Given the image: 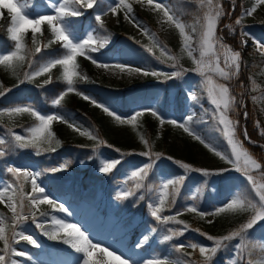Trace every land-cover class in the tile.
Returning <instances> with one entry per match:
<instances>
[{
	"label": "snow or ice",
	"instance_id": "obj_1",
	"mask_svg": "<svg viewBox=\"0 0 264 264\" xmlns=\"http://www.w3.org/2000/svg\"><path fill=\"white\" fill-rule=\"evenodd\" d=\"M98 0H47L46 8L48 10L30 15L29 0H0V9H7L9 23L5 26L7 39L11 43L9 50L0 52V66L10 70L14 75L17 69H22L27 64V71L23 73V79L16 76L18 85L25 82H32L36 78L46 77L37 87L43 89L45 86L54 82L52 75L53 70L59 68L62 70L55 78L56 81L62 82L66 87L62 89L51 101L52 106L61 107L62 101L69 93H75L83 100L91 103L96 108L101 109L108 117L112 118L120 125L128 124L133 129H136L139 124V119L146 113H150L155 117L161 126L165 123L183 129V131L199 141L210 153H213L225 164L230 167L222 169H208L193 167L188 163H183L179 160H174L172 157H165L163 153L153 151V146L144 135L139 134V140L144 147V151L139 153H121L120 149H115L121 156L138 154L147 158L148 163L144 166L132 170L127 176L124 183H131L130 187H126L121 191L117 199L127 200L137 195L138 192L147 189L153 192L152 183L149 181L150 175L158 161L163 159L172 160L181 169L184 174L178 177L169 178L159 182L156 191L154 203H149L147 207L151 210L150 215L155 222L160 225L169 223L182 225V228H168V234L162 238L163 242L172 241L174 238L183 236L185 231L189 229V225L184 221L179 220L176 216L162 215L167 208L175 205L176 200L181 192L188 173H199L207 183V178L222 177L230 171L240 173L247 182V190H240L230 194L226 202L213 208L211 212H202L197 206L196 201L199 199V193L202 186L197 188L195 193L190 196L192 204L181 209V212L195 213L201 219L205 216H216L221 213L243 214L248 213L249 218L241 223L237 228L219 237L207 234L195 229L201 236H204L207 241L211 242L210 246L199 245L197 243H189L188 245H176L173 248L175 253H180L185 247L191 248L193 251L198 250L200 260L191 259V254L185 253L188 259H172L169 257H157L146 259L142 264H213L214 257L223 250L229 247L232 241H238L234 246V255L230 257V264H253L250 259H245L242 255L244 249L248 247L251 240L250 231L253 230L260 222H264V164L254 158L249 149L245 147L244 141L255 144L251 140L247 129L244 128L241 140L238 134L240 121L234 119L231 113L237 112V97L233 95L229 83L233 79H238L242 67V52L236 50L233 46L226 43L223 34L218 35L217 30L223 32L227 30V34L235 37L237 34V26L240 28V39L238 45L246 47L250 35L243 31L242 18L244 16H252L256 12V7H251L241 13L240 18H236L233 23H225L220 26L222 17L230 16L231 13H226L221 3V0H206V9L204 0H200V8L205 9L202 15H198L194 25H187L180 19L172 9L159 0H147V4L156 12L162 14L165 22L174 26L178 31L181 41V52L185 53L191 60L192 68H185L180 64V60L176 55H173L166 47L162 46L154 34L137 23V18L133 11V2L144 4L145 0H113L108 3L102 13H97L94 16L96 27H93L87 32L85 37L77 34L71 18H79L85 14V10L93 9ZM258 5H264V0H256ZM111 14L117 17L123 13L124 18L129 23L134 24L140 29L143 35L148 36L152 41V47L141 45L144 50L153 54V48L160 49V56L154 58L163 63L161 56H166L167 60L171 61L167 66L173 69L170 72L158 71L152 68H142L138 66L126 65L120 61H100L91 53L99 52L105 49L111 42V36L107 34L103 16ZM2 17V14H0ZM196 25L199 27L197 28ZM45 28L49 34L47 42L43 39L38 42V37L45 36ZM31 32V47L26 43V37ZM59 45V51L50 57H41L36 59L44 49H48L51 45ZM255 51L264 57V42L254 41ZM78 57H84L91 63L101 69L119 70V73H127L128 75H142L144 77L163 78L161 82H166L173 79L184 78L189 72L200 77L198 82L199 94L197 91L189 90L187 99L195 104H201L207 100L209 108H204L205 114H209L215 122V131L219 132L225 140L228 150L223 151L216 147L210 140L205 139L193 127L195 112L186 114L181 121L175 119H167L162 116L156 108H139L135 109L129 116L122 117L114 109L108 105L97 101L94 97L87 95L76 87L77 80L88 81L87 75L78 71ZM253 83H255L253 81ZM240 87L244 85L241 82ZM12 89H4L0 91V97L6 95ZM252 91H257L253 87ZM243 96V92L241 93ZM256 98L253 96L252 100ZM240 106L246 108L243 100L240 101ZM7 115L10 119L23 114H28L34 118V123L24 129V134H19L13 131V127H8L5 135H0V158L17 150L32 149L34 155L40 156L44 153H54L61 145V141L55 138L52 131L53 122L66 124L69 129L78 132L80 136H86L89 140L95 141V147L92 149L97 151L101 146L106 145L93 129H84L82 126L70 121L65 115L60 112L42 114L37 108L28 104H21L0 109V116ZM245 119L248 117L247 111L244 112ZM200 123H206L203 119ZM255 126L259 129V135L264 138V128H261L259 120L255 121ZM54 142V144H53ZM47 145V147H44ZM111 147V145H106ZM259 147L264 149V144ZM84 162L81 161V164ZM99 171L103 174H109L118 165L122 163L120 158L111 160H101ZM71 164V161L65 160L61 164L46 169L50 173H58L66 170ZM6 172L12 177L11 181H4L3 187L0 188V205L11 213L10 220L3 214H0V264H18L13 257H26L31 259L26 252L17 250L15 244L20 241H26L33 247H40L38 241L30 234L23 231V225L30 218L37 229H40L42 234L49 240H58L65 245H68L75 253L79 254V264H136L129 257H125L122 253L117 254L114 250H109L108 247L101 246L93 242L88 234L82 228L72 222L65 221L55 215L50 216L51 224L47 226L44 223L38 222L39 217H49V213L41 210V205H48L53 212H61L68 214L69 210L62 203H57L50 198L45 188L38 182L41 175L40 172L17 166H9ZM257 174V175H254ZM259 177V178H258ZM30 185V191H25V186ZM144 199L143 195L138 197ZM39 214V217L37 216ZM213 221L209 220L211 224ZM151 233L155 234L157 228L152 227ZM149 235H143L136 242V248H142L149 242ZM255 264H264V259L256 261Z\"/></svg>",
	"mask_w": 264,
	"mask_h": 264
},
{
	"label": "rangeland",
	"instance_id": "obj_2",
	"mask_svg": "<svg viewBox=\"0 0 264 264\" xmlns=\"http://www.w3.org/2000/svg\"><path fill=\"white\" fill-rule=\"evenodd\" d=\"M99 1H101V4H96L93 9H87L85 11L95 9L93 14L95 16L97 13H102L108 3L113 2V0ZM196 1L200 2V0ZM242 1L241 5L238 6L235 0H221L225 12H230L231 15L222 17L219 23L221 27L225 23H233L234 25L235 19L240 18L242 12L250 9L251 7H256L257 10L252 16H244L242 18L243 31L250 34L247 37V46L240 47L238 45V41L240 39V28L238 26L235 37L228 35L227 30L221 32L220 28H218L217 34H223L227 44L242 52V67L239 78L226 83H229L233 95H236L237 97V112L231 113L230 115H232L234 119H238L240 121L238 134L241 131V140L244 139L242 135L244 128L247 129L249 134L248 123L252 126L253 132L257 134L258 141L255 144L244 141L245 147L248 148L251 153L249 146L261 148L259 145L264 144V141L262 140L263 138L259 135L260 130L255 126V121L259 120L261 128H264V77H260L258 74H253L252 70L244 73L242 68L246 51L254 46L253 42H264V28L261 27L264 26V5H258L256 0H252L253 2L251 5L245 4L244 0ZM21 2H23V0H21ZM159 2L168 5L176 14L168 0H159ZM46 3L47 0H37L36 4L32 5L28 9L29 14L35 15L48 10L46 8ZM204 3L206 9V0H204ZM133 11L137 18V23L147 28L150 33L155 35L162 46L166 47L173 55H176L183 67H194L187 55L181 52L182 46L178 31L174 28V26L168 25L162 14L156 12L147 4V0H145L144 4L133 2ZM138 13L149 18L152 25L139 19ZM0 14H2V17H0V24L4 19L9 21L7 9H0ZM176 15L182 19V17L178 14ZM102 19L104 20L105 25L112 27L116 31H120V34L130 37L134 41L136 40L141 45L152 47L153 41L148 36L143 35L140 29L135 27L134 24L126 21L123 13H120L117 17H113L109 13L107 16H103ZM74 27L77 34L82 38L85 37L87 32L93 28L92 24L89 22L84 23L82 26L75 25ZM196 27L198 28L199 26L196 25ZM27 37L31 40L30 31ZM40 39L41 38L38 37V42ZM110 45L111 42L109 43V46ZM5 51H7V49L0 50V52ZM110 51L111 50L106 48L102 52L91 53V55L100 61L115 60L130 66L149 68L142 63H129L128 61H125L122 50L118 47L113 49L112 52ZM153 53L154 55L149 53L150 56H152L153 62H151L150 59L148 60L149 63H152V69L163 72H170L173 70L167 66L171 63V61L167 60L166 56L160 57L163 63L154 58V56H160L159 48H153ZM92 66L95 72V77L100 81L99 84L104 86L106 89L116 90L122 85L137 87L151 84L149 90L141 89L139 92L126 95L124 97L126 103L122 101L121 97L115 96L96 99L97 101L114 109L122 117L129 116L135 109L152 107L158 109L162 116L167 119L181 121L185 118L186 114L195 112V109H198L202 115H200L193 123L195 130L205 139L210 140L219 149L223 151L228 150V146L224 139L220 144L215 138L217 131H215V122L211 119L210 112L207 115L204 112V108L210 109L207 100L202 101L201 104H195L186 98L189 90L197 91L199 94L198 82L200 77L196 74L189 72L184 78L161 82L163 78H155L151 76L144 77L136 74L128 75L127 73L121 74L119 73V70H105L97 68L93 64ZM10 72L11 71L4 68V66H0V79L7 77V74ZM45 78L46 77H39L32 82L24 83V93L27 94L25 103L12 104L14 101H20L19 95H14V97L17 98L7 100L4 106H0V109H7L15 105L28 104L37 108L42 114L55 113V110H45L42 108L43 105L41 104V101H44V98L41 93L43 89L37 87V85H39ZM253 81L255 83H253ZM241 82L244 85L243 88L240 87ZM253 87L257 88V91L253 92ZM242 92L243 96H241ZM57 94L52 96L49 100L50 103ZM32 96L38 97L31 99ZM253 96L256 98L255 100H252ZM241 100H243L245 104L246 101L251 102V106L253 105L256 107L254 115L250 116L248 114V117L245 119V107L240 106ZM50 105L52 109H55L52 104ZM90 105L99 116H104L106 121L109 123L110 136L102 138V140L106 142V145H111V147L104 145L94 152L92 149L95 147V141L89 140L86 136H80L78 132H74L68 127H59L61 123L58 121L53 122L52 131L55 137L57 136L58 131L64 129L63 136L61 135L63 138H80V145L75 146L79 147V149H68L63 153H59V151L54 153H44L40 156L34 155L32 149L11 152L5 157L0 158V163L3 164V173L0 174V188L3 187L4 181H11V175L6 172V168L9 166H17L40 172L41 175L38 182L45 188L47 195L57 201V203L64 204V206L69 210V213L65 214L61 212H53L48 205H41L42 211H47L49 209L51 212H48L49 217L38 216V222L44 223L45 225L51 224L50 216L55 215L65 221L76 223L86 232V234L90 236L93 242H96L101 246L108 247L109 250H114L117 254L122 253L125 257H129L132 261H135L136 264H142V261L146 259L157 257H169L175 259L173 254H171V249L168 250L167 247L168 243L173 242L174 239L178 240L176 241L178 245L197 243L199 245L210 246L211 242L207 241L204 236H201L199 232L195 231L196 228L189 225L192 221L190 220L191 216L195 213H188L186 211L181 212V209H185L186 206L193 203V201L190 200V196L195 193L197 188L202 186L201 192L199 193V199L195 202L196 206L202 212H211L214 207L224 204L230 194L240 190H247L246 179L240 173L230 171L222 177L207 178V183H204L205 178H203L199 173H188L176 203L172 207L173 209L165 210L162 215L165 213L167 216H176L177 219L184 221L190 226L189 229L185 231L184 235L190 234V236L183 235L174 238L172 241L162 243L161 241L163 236L168 234V228L179 229L182 228V225L172 223H170L172 226L169 225L168 227L160 225L159 228L162 229L160 231L158 229L156 232L153 243L148 242L145 246L138 249L135 247L137 240L141 239L143 235H149L151 232L150 225L155 226L157 224L154 218L151 217V210L147 207V205L155 202V190L158 188L159 182L184 174V170L177 164L173 163L172 160L162 158L156 163L153 173L149 177V179L153 181L151 182L149 180L154 189L153 194L147 191V189L142 190V192H138L135 196L133 205L131 204L132 202L130 198L127 200L117 199V196L121 191H123L126 187L131 186V183L127 185L124 183L130 172L144 166L148 163V160L138 154L121 156V154L116 152L115 149H120L121 153H139L140 151H144L145 149L139 140L138 133L142 135L144 134L141 127L144 126L147 118L152 119L157 123V136L154 140L149 141L153 146V151L163 153L165 157L170 156L174 160L188 163L193 167L222 169L230 167V165L225 164L213 153H210L202 144L199 143V141L187 135L183 129L167 123L161 126L159 121L150 113H146L142 118H140L137 128L133 129L131 125L118 124L112 118L103 113L101 109L96 108L92 104ZM201 119L206 121V123H200ZM33 123L34 118L30 117L28 114H23L11 119L5 114L0 116V135H5L7 128L10 126L13 127V131L19 134H24V129L31 126ZM218 134L220 133L218 132ZM213 141H216L217 143H214ZM117 142H121L126 145V149H123L122 146L118 147L116 145ZM44 147H47V145H44ZM64 147L65 146L62 148L65 149ZM261 155L262 153L259 154V156ZM253 157L257 159L255 155H253ZM117 158H120L122 163L112 171L113 176L110 175L112 172L109 174H103L99 171L101 160H111ZM39 159L50 160L52 164L51 168L61 164L65 160L71 161V164L66 170L55 174L52 173L50 179L48 180L47 178H42V169L40 164L37 163ZM81 161L84 163L81 164ZM258 161H264V156L262 159H258ZM116 170L118 173L115 172ZM113 180H115V184H107V181L111 182ZM51 183L53 184V188L50 186ZM28 186L29 189H26V191H30V185ZM141 195H143L144 199L138 198ZM128 205H131L132 208ZM131 210L137 211L129 213ZM0 214L11 217V213L4 207V205H0ZM248 218V213L233 214L229 212L221 213L216 216H205L203 220L211 227L212 231L205 232L202 231L204 228L198 229L207 234L219 237L237 228ZM209 220L213 222L209 224ZM139 225L141 226V232L136 235V239L131 245L129 244V240L132 235L129 233L130 229H134L135 226ZM23 231L26 234L32 235L38 241L40 247H33L26 241H20L15 244L17 250L26 252L31 258L13 257V259L18 261V264H79L80 256L75 253L73 249L69 254H60L56 252L55 248H53L55 247L54 241L49 240L45 235H43L41 230L37 229L32 223L31 218L24 223ZM250 237L251 240L248 243V247L244 249L242 255L245 259H250L253 261V264H255L256 261L264 259V222H260L253 230L250 231ZM42 238L49 241V244H42ZM237 242L238 241H232L226 250L219 252L217 256L214 257L213 264H230V257H233L234 255V246ZM0 247H2V243H0ZM159 247L161 250H157ZM37 249H39V251H37ZM182 252L184 254L189 253L191 256L196 255L197 258L194 260L201 259L199 257L198 250L193 251L191 248L185 247Z\"/></svg>",
	"mask_w": 264,
	"mask_h": 264
},
{
	"label": "trees",
	"instance_id": "obj_3",
	"mask_svg": "<svg viewBox=\"0 0 264 264\" xmlns=\"http://www.w3.org/2000/svg\"><path fill=\"white\" fill-rule=\"evenodd\" d=\"M33 1L34 0H29L30 4H32ZM168 1L170 2L171 6L175 10V12L180 17H182V19L184 20V22L187 25H194L195 21L197 19V16L202 15L203 11L205 10V9L200 8V2L199 1L197 2L196 0H168ZM235 1H236V4L238 6H240L241 2H243L242 0H235ZM252 2H253L252 0H244V3L248 4V5H251ZM88 13H90V12H88ZM138 18L143 20L144 22H146L148 24H151L149 18H147V17H145L139 13H138ZM82 20H84V19H82ZM77 21H78L77 23H80L79 19H77ZM8 23H9V21L4 19L0 24V50H4V49L9 50V48L11 47V43L7 39V33L5 30V26L8 25ZM93 25L96 27L95 21L93 22ZM105 27L107 29V34L111 36V45L107 46V48L109 50H113L116 47H118L122 50L123 58L125 60L136 61V62L144 64L145 66H147L149 68L152 67V63L148 62L149 59L151 60V62H153L152 56H150V54L148 52H146L143 47H141L140 43H138L136 40L134 41L130 37H126L125 35L120 34V31H116L115 29H113L110 26L108 27L107 25H105ZM261 27L264 28V26H261ZM48 37H49V34H48L47 30L45 29V36L41 39H43V41L46 43ZM26 43H27L28 47H31V40L29 37L26 38ZM58 47H59V45H55V44L51 45L48 49H44L42 51V53L36 57V59H40L41 57H50V52L57 50ZM77 62L79 64L78 71L87 75V77L89 79H88V81L77 80L76 87L79 90H81L82 92L86 93L87 95L93 96L95 99L102 98V97H108V96L111 97L113 95H123L126 93L135 92V91L140 90L144 87L146 89H150V87H151V84H148L145 86H137V87L122 85L120 88H118L116 90L106 89L104 86L99 84L100 81L95 77V72L93 70V66H92V63L90 60L85 59L84 57H78ZM27 70H28L27 64L25 63L24 68L17 69L16 75H14L12 72H10L7 74V77H3L0 79V91H3L4 89H8V88L12 89L10 92H7L6 95H4L3 97H0L1 98L0 99V106H4L7 100H10L12 98H16V97H13L14 95H19L20 101H18V102L14 101L12 104H18L19 102L20 103L24 102V97H25V94L23 92V85L24 84H21L17 87L19 82H18V79L16 78V76L19 75V78L23 79V73H24V71H27ZM250 70H252L253 74H258L260 77H264V57H262L258 52L255 51L254 46L246 51V55H245L244 62H243L242 71L244 73H247ZM61 71L62 70H60L59 68L54 70V74H53L54 82L52 84H50L48 88H44L42 93H41V95L44 98L43 99L44 103L47 105L49 104V98H51L52 96L59 93L62 89L65 88V85L62 82L55 80V78L59 75V73ZM33 98H36V96H33ZM90 104L91 103L83 100L81 97L77 96L75 93H69L65 97V100L62 101V106L56 107L55 111L62 113L70 121L82 126L84 129H93L95 131V133L101 139L109 137L110 136V132H109L110 131L109 130L110 125H109V123L106 121V118L104 116H99L98 113L91 107ZM245 111H247V113L250 116L254 115L256 112V107L253 105L251 106V102L246 101ZM196 113H197L196 119L200 115H202L198 109L196 110ZM248 121H247V123H248ZM156 126H157L156 121H153L152 119L147 118L145 123H144V126L141 127V129L144 133L143 135L149 141L154 140L157 136ZM59 127L64 128V127H67V125L61 123V125ZM63 131H64V129H62L61 131H58L57 136L55 137L56 139H59L61 141V145L57 148V151H59V153H63L64 151H66L68 149H72V150H73V148L79 149V147H75V146L80 145V143H81L79 141L80 138L79 137H65V138H63L62 137ZM248 131H249L251 140L257 142L258 141L257 134L255 132H253L252 126L250 125V123H248ZM240 133H241V131H240ZM240 133H239V135H240ZM215 138L217 139V141L220 144H221V142H223V137L220 134H218V132H216ZM262 140L264 141V138ZM213 142L217 143L216 141H213ZM53 144H54V142H53ZM116 145L118 147L122 146L123 149H126V147H125L126 145H124L121 142H117ZM63 146H65L64 147L65 149L62 148ZM249 148L251 150V153L253 155H255L257 157V159L263 158L264 149L258 148V147H252V146H249ZM260 153H262L261 156H259ZM191 160H192V157H191ZM260 162L262 164H264V161H260ZM37 163H39L41 166L43 177L50 179V172L45 173L46 172L45 170L51 168V166H52L51 161L39 159L37 161ZM115 172L118 173L117 170ZM110 175L113 176V172ZM149 180L151 182H153L151 179H149ZM50 186H51V188H53L52 183ZM28 188H29V186L26 185L25 191ZM134 199H135V196L131 197L130 198L131 202H134ZM167 209H170V208L166 207V210ZM37 216H39L38 213H37ZM5 217H7L9 220L11 218L7 215H5ZM190 220H192L191 224H189L190 226H192L196 229L204 228V230H202V231H205V232H208V231L211 232L212 231L211 227L209 225H207L206 222L203 219H201L199 216L192 215ZM149 237H150V241H152L154 234L151 233ZM54 243L58 244L59 247L61 246L60 248H62L63 246H66L65 244H63L62 242H60L58 240H54ZM66 248H70V247H66ZM174 257L176 259H188L189 258V257L185 256V254L183 252L174 253ZM195 258H197L196 255L191 256V259L194 260Z\"/></svg>",
	"mask_w": 264,
	"mask_h": 264
},
{
	"label": "bare ground",
	"instance_id": "obj_4",
	"mask_svg": "<svg viewBox=\"0 0 264 264\" xmlns=\"http://www.w3.org/2000/svg\"><path fill=\"white\" fill-rule=\"evenodd\" d=\"M53 262H54V261H53ZM53 262H52V263H53Z\"/></svg>",
	"mask_w": 264,
	"mask_h": 264
}]
</instances>
